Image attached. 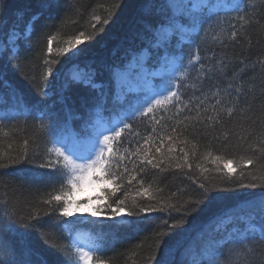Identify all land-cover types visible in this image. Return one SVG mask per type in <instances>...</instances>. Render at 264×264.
Returning a JSON list of instances; mask_svg holds the SVG:
<instances>
[{"label": "trees", "instance_id": "trees-1", "mask_svg": "<svg viewBox=\"0 0 264 264\" xmlns=\"http://www.w3.org/2000/svg\"><path fill=\"white\" fill-rule=\"evenodd\" d=\"M64 2L65 0H61L60 7L45 9L43 0H7V13L0 17V79L3 80V83H0V117H9L0 121V164L7 165L11 159H20L24 154L25 140L28 141V156L30 160L35 161L13 168H0V216L7 213L14 218L28 217L37 210L40 212L42 218L38 223L26 221L31 225L27 230L23 225L19 226L33 249L31 257L33 264H39L40 261H46V264H62L65 257L73 260L71 233L79 229L91 234L99 247L107 249L92 254L93 264H96L97 260H104L105 264H143L144 257L156 248L157 243L160 244L156 253L158 258L165 247L171 245L176 252L177 261L191 259V252H196L207 238L199 233L202 231L205 234H212L216 227L215 224L204 223L206 217L203 215L197 217L193 213L194 218H189V223L184 226L185 231L176 229L171 232L164 225V221L167 220L171 225L173 219L179 217L175 211H172V218H169L166 214L168 210L164 213L149 214L150 218L143 221L131 217L130 219L134 221L131 227H118L98 222L97 217H90L88 220L66 218L68 223H57L54 226L56 213L50 216L43 215L48 206L41 201L48 199L50 195L58 194L61 184L54 182L48 176L47 170L34 169L35 164L44 161L48 156V149L52 147L50 137L41 125L48 124L49 117L65 115L64 105L59 102L62 84L71 76L74 68L81 73L96 70L97 81H107V70L116 66L113 75L114 85L108 89L109 104L104 109H96V112L104 118L112 117L121 111L126 114L137 94L128 92L124 100L117 97L115 70L126 69L145 52L142 50L145 40L142 35L140 0H67L70 5L67 8L64 7ZM248 2L256 5L255 10L251 8L246 10L251 23L237 22L235 19L237 13L230 7L218 9L220 16L213 18L214 24L209 29L207 40L200 43L201 56L205 55L206 50L210 51L214 48L217 52V60L222 58L224 67L223 71L214 70L215 74L211 79L203 81L197 79L198 75L203 74L198 73L196 68L187 70L181 89L185 101L193 99L191 113L185 112L175 116V109L165 112L158 107L155 110L156 118L163 117L159 126L154 125L149 118L126 121L132 123L133 128L140 133V137L149 134H152L153 139L166 137L178 121H183L185 115L195 116L196 98L203 99L207 95L210 99L206 101V105L214 103L211 97L216 91V86H219L220 92L217 98L221 100V104L217 111L222 123L216 122V113L210 110L205 116H212L213 120H204L203 123L197 124L196 128L199 132L195 135L193 134L195 130L190 127L184 130L180 140H187V144L175 145L177 156L181 155V147L189 152L188 162L192 164V168L176 169V161L173 160L170 165H164L165 171L148 169L140 177L144 180V187L150 189L151 195L162 197L165 203L175 205L181 211L186 210L183 206L188 200L199 198L198 182L190 179L203 180L201 169L197 168V165L209 169L215 168L212 161L207 158L208 153L212 156H226L228 159H233L232 166L235 168L236 159L251 155L246 150L248 143L256 142L260 132L264 130V63H262L264 62V7H261L264 0H248ZM33 13L39 14L40 19L31 34L29 41L31 46L21 42L19 56L16 60L10 61L12 49L8 43L9 34L13 30L20 32L25 29L29 16ZM93 16H100L101 21L107 19L109 23L97 25V32L94 33L90 27V24L94 23ZM217 20L219 23H215ZM233 24L236 25L237 32L235 39L230 36L233 30L230 25ZM80 32H84V37H79ZM48 36H55L51 54L47 52ZM88 36H94V39L86 40L85 37ZM213 36H218L222 43L214 42ZM77 37L82 41L78 45V51L70 50L66 54L58 51L60 48L68 47L67 42ZM189 51L190 49L185 45V62ZM176 55L178 56L179 53ZM154 57L155 53L152 52L149 61L152 62ZM45 59L52 62L53 68L47 96L41 92V75L45 70L43 65ZM175 61L180 63L179 59ZM15 63L20 64L19 72L13 68ZM229 85H231L230 89ZM73 99L75 103L70 101L69 106L74 112L84 113L79 100L76 97ZM229 108H235L231 116L227 114ZM95 117L96 115L93 114L92 121ZM81 123L80 120H73L72 127L79 131ZM153 127L156 129L155 133H152ZM181 128H183L182 124ZM253 131L255 135L250 139H239V136L247 137L249 132ZM225 133H228L227 140ZM134 145L135 141L133 145H122L121 152L125 147L131 149ZM193 145L196 146L194 150ZM129 167L131 168V164ZM247 167L255 174H264V171L256 172L251 166ZM236 171L238 173L240 169L236 168ZM205 175L213 183L220 181V177L214 172ZM244 182H248L247 177ZM111 187H115V184L108 181H103L99 185L94 195V208L112 203L111 198L104 194V189ZM157 188L163 191L158 193ZM63 190L67 191V187ZM138 190L139 186L133 182L128 188L127 203L131 204L132 198L135 197L137 203L142 206L156 204V201L149 200L147 196H137ZM238 192L239 195L222 197L221 202L223 206H232L238 213L243 214L247 210L245 202L260 196V190H254L251 195L248 190L240 189ZM113 207L116 205L113 204ZM204 227L206 229H203ZM159 232L168 233L163 241L157 240L156 234ZM21 250L20 234L0 233V264H9V261H16L18 264ZM118 253L123 255L117 257Z\"/></svg>", "mask_w": 264, "mask_h": 264}, {"label": "snow or ice", "instance_id": "snow-or-ice-1", "mask_svg": "<svg viewBox=\"0 0 264 264\" xmlns=\"http://www.w3.org/2000/svg\"><path fill=\"white\" fill-rule=\"evenodd\" d=\"M61 0H43V7L51 9L60 7ZM70 5L67 0L64 7ZM141 19H142V35L145 40L143 51H149L151 57L152 52L155 53V62L166 66L170 58L175 63L179 59V67L175 73L169 74L168 83L165 87L155 92L152 96L137 101L130 105L123 118L111 127L102 130L97 129V125L93 123L91 117L93 114L99 116L96 109H104L109 104V91L114 85L113 75L114 68H109L108 80L97 81L98 75L96 70L90 72H76L67 77L61 87L59 102L64 105L65 115H57L55 118L49 117L50 122L41 125L46 134L50 137L52 147L48 149V156L42 163L35 164L34 170H47L48 176L57 183L61 184L58 194L50 195L48 199L42 200L41 203L47 205L44 216H50L56 213V219L53 221L54 226L57 223H68L66 218L76 216L79 220H88L90 217L99 218L98 222L109 223L112 225L131 227L134 223L130 218L136 217L138 221L147 220L149 214L164 213L172 218V211L178 214L179 218L173 219L171 225L168 221H164V225L169 231L180 229L185 231V225L189 223V218L193 217V213L197 217L203 215L206 217L204 223L215 224L212 234H205L201 231L199 235L206 236L204 242L196 253L191 255V259H175L176 252L173 246H166L164 251L157 257V250L160 244L157 243L156 248L152 249L150 254L144 257L143 264H264V174H255L249 170L247 166L256 172L264 171V130H262L254 143H248L247 151L251 155L236 159V167L234 168L233 159L226 156H212L207 154V158L215 165L214 169L197 165L201 169L203 176L202 181L198 182L199 198L190 199L183 206L185 211L177 209L175 205L167 204L162 197L150 194V189L144 187V180L141 179L148 169H156L160 172L165 171L164 165H170L173 160L176 161V169L192 168V164L188 162L189 152L184 147L180 148V156L175 154V145L180 143L187 144V140H180L183 131L189 127L194 129L193 134H197L199 129L197 124H201L204 120H213L212 116H205L208 111L216 113V122L219 120V112L217 111L221 100L219 96L220 88L216 86V91L212 94L211 99L214 103L206 105V101L210 99L207 95L203 99L196 98L195 116L185 115L183 121H178L172 127L170 134L166 137H157L153 139L152 134L146 137H140V133L133 128V121L139 118H149L154 125L159 126L161 119L156 118L155 110L159 107L162 111L175 109L174 115L180 116L182 113H191L193 111V99L185 101L184 93L181 85L184 83L186 73L189 68H196L198 73L197 79L200 81L211 79L216 69L223 71L224 62L221 58L217 60V52L213 48L206 50L205 55L201 56L200 43L206 41L209 36V29L213 27V18L219 17L217 11L220 5L215 0H140ZM264 7V4H261ZM256 9L255 4H250L248 0H240L235 4L232 11L237 13V22L243 21L245 24L251 23L248 17L247 9ZM8 10L7 0H0V17L5 15ZM22 18V16L20 17ZM40 19L39 14L33 13L29 16L28 24L25 29L17 32L11 31L8 43L11 46L12 53L10 61H14L19 56V45L21 42L28 44L31 40V34L35 31V24ZM90 24L94 33L97 32V25H107L109 20L101 21L100 16H93ZM219 23V21H215ZM207 25L208 27H205ZM233 29L230 33L232 39H235L237 32L236 25H230ZM84 32L79 33V37H84ZM77 37L75 40L67 42L68 47L60 48L61 54H66L70 50L78 51V45L82 41ZM47 52L52 53V41L55 36H48ZM86 40L94 39V36L85 37ZM214 42L219 41L218 36H213ZM190 49L187 53V61L184 60V46ZM179 53L177 56L176 54ZM51 61L43 60L44 71L41 75V92L44 96L48 95L49 78L53 76V68ZM264 63V62H262ZM13 68L19 72L20 64H13ZM178 73V74H177ZM34 79V78H33ZM0 83L3 80L0 79ZM231 85H229V89ZM203 92V89H200ZM71 93V95H65ZM73 97H76L80 105L84 108V113H77L69 106V102L75 103ZM235 111V108L227 109L229 116ZM201 117L204 119L202 120ZM9 117H0V121ZM43 118V117H39ZM73 120H80L81 127L76 131L72 127ZM181 124L183 128H181ZM155 127L152 133H155ZM255 132H249L247 137L239 136L241 140H248ZM139 138V139H137ZM228 133H225L227 140ZM135 145L133 148L125 147L121 152V146L128 144ZM24 154L20 159H11L7 165L0 164V168H13L26 163H35L28 156L27 144L24 141ZM167 145V147H165ZM195 145L192 146L193 150ZM194 155V151H193ZM131 164V168L129 167ZM236 168L240 171L237 173ZM214 172L220 177L218 183H213L206 173ZM239 177V179H237ZM247 177L248 182L244 180ZM97 181H108L115 184V187L105 188L104 194L111 198L112 203L98 205L94 209L74 208V205L81 203L74 198L81 185L91 179ZM133 182L139 186L137 196H147L149 200L156 201V204L140 205L136 198H132L131 204L127 203L129 199L128 188ZM67 187V191H64ZM248 190L250 195L254 190H260V198L256 200H248L245 202L246 211L243 214L238 213L232 206H223L222 197L239 195L238 190ZM160 188L156 192H162ZM175 195V193L173 194ZM98 199L100 197H97ZM113 204L116 207H113ZM159 204V207H157ZM127 210V211H125ZM87 213L88 215H85ZM40 212L37 210L28 217L14 218L5 213L0 216V233L20 234V242L22 250L20 252L21 259L18 264H33L31 259L33 249L25 239V234L21 233L20 225L27 230L31 225L26 221L39 222L41 219ZM194 218V217H193ZM168 235L165 232L156 234L158 241H163ZM142 246V245H141ZM89 247L90 250H85ZM151 247V246H150ZM76 260L64 258L62 264H93V251H105L104 247L90 246L77 240L73 244ZM15 252V250H13ZM123 254L118 253L117 257ZM115 259V257L113 258ZM9 264H17L16 261H9ZM39 264H46V261H40ZM96 264H105L104 260H97Z\"/></svg>", "mask_w": 264, "mask_h": 264}, {"label": "rangeland", "instance_id": "rangeland-1", "mask_svg": "<svg viewBox=\"0 0 264 264\" xmlns=\"http://www.w3.org/2000/svg\"><path fill=\"white\" fill-rule=\"evenodd\" d=\"M215 2L220 5V8L218 9H222L226 7V4L233 7L235 4L239 3L240 0H215ZM148 58L149 53H144L140 61H134V63H132V65H130L128 68H126V70H116V83L118 84V89L116 91L117 97L119 96V98L121 99L125 98L128 91L131 90L136 94H141L139 95V97L135 98L133 104H135L137 101L146 99L152 96L155 92L159 91L161 88L165 87L166 84L169 82L167 79L169 74L175 73L177 68L179 67L178 63L176 61L175 63H173L171 59L169 60V63L166 66H163L161 64L159 66H156L155 62L154 64H151L148 61ZM76 72L77 70H73V73ZM120 119L121 118L118 117L114 120L113 123H110L108 120H106L99 114V116L96 115L93 123L97 125L98 130H102L104 128H108L116 124ZM100 184H102V181H97L94 178L83 183L80 189L74 193V198L77 201H80L81 203H79L78 205H74L73 207H79L80 209H94V195L97 192ZM259 198L260 196L252 200L258 201ZM85 215L87 214L85 213ZM70 219L79 220L76 216L70 217ZM203 229H206V227H204ZM72 239V245L75 241L79 240L86 245L96 246L94 239L81 229H79V231L73 234ZM193 248H195V246ZM193 248L192 250H194ZM85 250L87 251L90 249L89 247H85ZM194 253L196 252L192 251L191 255ZM76 259L77 258L75 256L74 260Z\"/></svg>", "mask_w": 264, "mask_h": 264}]
</instances>
